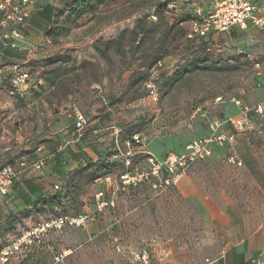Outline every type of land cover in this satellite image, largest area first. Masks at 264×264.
Listing matches in <instances>:
<instances>
[{"label": "rangeland", "instance_id": "1", "mask_svg": "<svg viewBox=\"0 0 264 264\" xmlns=\"http://www.w3.org/2000/svg\"><path fill=\"white\" fill-rule=\"evenodd\" d=\"M72 1L54 0V31L43 34L39 52L20 65L33 82L19 90L0 84V138H6L0 143V167L11 162L2 150L12 148L19 127L20 132L27 124L23 131L30 135L38 126L52 132L67 129L76 136V112L86 115L81 137L98 143L100 159L85 166L93 172L81 171L83 167L67 176L62 184L66 203H57L52 195L19 193L0 201V248L38 220L82 213L84 225L49 231L42 246L19 253L14 262L200 264L207 254L211 216L220 215L223 202L235 204L250 226L264 222V187L243 161L241 166L229 163L224 152L195 162L176 185L167 186L147 173L146 155L136 148L127 155L126 145L139 134L148 150L162 158L203 132L208 119L223 115L216 97L226 105L232 96L263 102L258 54L230 42L181 34L179 22L196 17L197 7L206 11L210 0H101L92 13L78 16L69 12ZM174 25L167 35L165 29ZM263 122L261 116L244 119L238 153H248L249 141L264 161V141L258 135ZM46 142L52 151L60 144ZM125 174L134 181L127 182L121 177ZM100 189L113 200L101 209L95 196Z\"/></svg>", "mask_w": 264, "mask_h": 264}, {"label": "built area", "instance_id": "2", "mask_svg": "<svg viewBox=\"0 0 264 264\" xmlns=\"http://www.w3.org/2000/svg\"><path fill=\"white\" fill-rule=\"evenodd\" d=\"M53 2L54 0H0V44L9 49L21 51L23 49L21 40L29 34L26 20L30 9ZM208 7L206 11L197 14L196 18L189 20L186 24L181 23L188 39L227 32L235 26L242 28L253 26L264 29V9L257 5L256 0H210ZM159 64L161 65V62ZM256 66H259V63ZM0 79L19 90L31 82L32 76L29 70L20 69L17 65L12 67L10 73H6L3 66H0ZM151 94L156 98L157 94L154 90H151ZM229 100L239 108V114H224L220 118L209 120L207 132L189 140L180 149L167 151L162 158H159L148 150L145 140L139 134H134L126 143L129 148L127 155H130L133 148L145 154L150 166L147 173L159 182L163 181L167 186L176 185L195 162L211 157L213 152L219 148L228 149L226 158L229 163L241 166L242 162L237 157L234 148L236 135L244 130V119L251 113L264 116V101L249 105L238 96H232ZM215 101L223 100L221 96H218ZM86 126L85 115L77 113L75 116L77 137L83 135L82 131ZM53 155V152L46 150L41 144L36 147L33 154L24 155L19 160L1 166L0 197L9 194L16 183L42 170L48 158ZM121 177H127V182L135 179V177H128L127 174ZM106 180H109V177ZM61 189L60 185H53L54 192L61 191ZM95 196L100 209L105 205L113 204L112 199L105 198L103 190L96 191ZM59 199L61 204L66 203V197L62 196ZM86 221L87 216L82 213L71 217L67 214H55L38 220L28 230L23 231L18 238L0 248V264H21L14 262L16 256L19 253L29 252L33 247L42 246L44 235L49 231L62 230L66 224L82 226ZM48 249L53 251V246H48ZM60 257L56 255L54 258L58 261Z\"/></svg>", "mask_w": 264, "mask_h": 264}, {"label": "crops", "instance_id": "3", "mask_svg": "<svg viewBox=\"0 0 264 264\" xmlns=\"http://www.w3.org/2000/svg\"><path fill=\"white\" fill-rule=\"evenodd\" d=\"M256 3L260 8L264 9V0H256ZM195 12L197 14L203 13V7H197ZM54 18L55 12L51 4L44 7L39 6L30 9V14L26 20L29 38L22 43L23 49L17 51L0 44V66H3L6 73H10L14 65L20 67V65L26 62V57H29L32 54L35 56L36 53L39 52L37 51V47L43 46V34H46V31L53 26ZM208 37H210L215 43L221 41L224 42V44H227L230 42V44L237 45L239 48H245L247 51L253 50L254 53L258 54L259 61L261 62L259 64L261 69L259 74H262V77H264V29L253 26L244 28L235 26L227 32L212 33L208 35ZM32 80L31 82H33ZM2 83H6V81L0 79V84ZM239 97L245 104H252L246 102L241 96ZM260 102L258 101L253 104ZM215 103H217V101ZM220 103L222 104L223 115L239 114V108L230 100L228 105H226L224 100ZM77 113L78 112L75 114ZM201 115L204 116V112H202ZM257 116L260 117L255 113H251L249 118H257ZM263 117L264 116L261 118ZM45 119V117L41 118V124ZM207 126L203 132L195 137L205 134L207 132ZM27 128L28 125L25 124L23 130H26ZM37 128L38 126H34L36 131H33L30 135L23 130L19 132L21 129V127H19L14 135L15 139L13 140L12 148L9 146L2 150L8 151L6 154L3 153V155H6L9 159L11 158V162L9 163L19 160L24 155L33 154L36 147L42 143V145L45 144L44 146L46 150L54 153L52 157L48 158L47 164L42 170L27 176L19 182L23 187L25 181H32L36 187H38L42 196L53 195L54 184H58L62 187V184L65 183V179L68 175L72 174L75 170L81 169L86 165H89L91 162H96V160L100 159L97 155V153H99V148L97 147L98 143L93 139L84 136H73L72 133L69 134L67 129H60L56 132H52L43 129L38 130ZM258 128L260 129V127ZM91 132L96 133L97 129H93ZM258 135L260 139L264 141V127L260 129ZM243 137L244 134H242V131L236 135L234 148L237 157L241 162H244L245 169L253 176L254 180L260 182L264 187V161L259 160L257 153L251 149L253 145L247 140V143L250 146L248 153L246 155L238 153L236 142L238 139H244ZM5 139L6 138H2L1 140L0 138V143H4ZM46 141H59L60 144L55 146L56 149L52 151L49 149V144ZM187 142L181 144L179 147H175L173 150L183 147ZM222 154H225V157H227L228 149H226V147L216 149L211 157L221 156ZM251 167L254 170L251 169ZM39 191L31 193L25 188L26 194L31 197L39 195ZM14 195L18 196L15 189L12 188L9 194L0 197V201L7 202V197H13ZM223 204V208L220 209V215H215L213 213L211 216L212 231L207 234L205 243L207 254L200 264H264V222H261L256 226H250L247 216L244 215L235 204L231 202H223ZM2 205L5 207L6 204L3 203ZM1 210H3V208H1Z\"/></svg>", "mask_w": 264, "mask_h": 264}, {"label": "trees", "instance_id": "4", "mask_svg": "<svg viewBox=\"0 0 264 264\" xmlns=\"http://www.w3.org/2000/svg\"><path fill=\"white\" fill-rule=\"evenodd\" d=\"M100 2H101V0H73L71 2V6L72 7L69 8V12H70V14H73V15H76V16H78V15H86V14L92 13L93 10L97 7V5ZM49 4H51L52 7L54 8V12H55V15H56L57 6H56V4H54V2L53 3H46V4L41 5V6L44 7V6L49 5ZM166 11H169V10H165V12ZM196 17H197V15H196ZM196 17H194V18H196ZM179 23L181 25L182 22L180 21ZM173 27H176V26L174 25V26H171V27H167L165 29V33L167 35H169L171 33V30H172ZM53 29L54 28L52 26L48 31H46V34L50 36L49 33H52V31H54ZM180 31H181L182 35L186 36V31H185L183 26H182V28H180ZM207 37H201V38H195V39H204V38L206 39ZM208 39H210V37H208ZM110 41L111 40H108L106 43H110ZM0 49H1V47H0ZM7 52H5V53L8 54ZM0 53H1V50H0ZM173 80H174L173 78L171 80H169V83H171ZM81 171L93 172V169H91L89 167H85ZM92 176H94V174H92ZM24 187L31 193L39 191L38 187H36V185L32 181H25L24 182ZM24 187L22 186V184H20L18 182V184L13 186V189H15V191L17 193H19V194H22V195L24 194V195L28 196V194H26V192H25V188ZM61 188H62L61 191L54 192V194L51 196V199H53L54 201H57V203H60V204H61V202H60L59 198L62 197V196L66 197V201L68 202V194H67V192L65 191V189L63 187H61ZM38 197H41V198L44 197V196H42V193L40 191H39Z\"/></svg>", "mask_w": 264, "mask_h": 264}]
</instances>
